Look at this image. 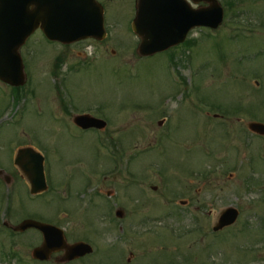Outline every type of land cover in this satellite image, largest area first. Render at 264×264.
<instances>
[{
	"label": "rangeland",
	"instance_id": "rangeland-1",
	"mask_svg": "<svg viewBox=\"0 0 264 264\" xmlns=\"http://www.w3.org/2000/svg\"><path fill=\"white\" fill-rule=\"evenodd\" d=\"M104 1L111 39L61 46L37 31L21 50L31 81L22 99L0 82V169L12 177L0 186V264H43L31 261L41 234L2 229L27 218L93 246L69 264H264V137L247 128L264 124V0H232L218 31L195 30L191 49L173 51L177 67L167 55L135 53L134 0ZM82 110L106 120L107 131L77 128ZM24 146L47 161L49 190L37 199L14 168ZM228 207L238 221L214 234Z\"/></svg>",
	"mask_w": 264,
	"mask_h": 264
},
{
	"label": "water",
	"instance_id": "water-1",
	"mask_svg": "<svg viewBox=\"0 0 264 264\" xmlns=\"http://www.w3.org/2000/svg\"><path fill=\"white\" fill-rule=\"evenodd\" d=\"M3 6L0 28V78L12 86L25 84L24 66L19 49L37 28H42L53 41L71 43L83 38H100L103 35V9L95 0H12ZM208 2V9L194 10L186 0H139L133 30L142 38L141 56L153 55L184 42L194 27L217 28L223 20V11L215 0ZM32 8V9H30ZM80 127L104 128L105 124L88 116L75 119ZM250 129L264 135V125L252 123ZM38 162L35 164L33 161ZM16 164L25 172L32 184L33 193L46 190L43 159L31 149L19 151ZM122 217V214H120ZM239 216L235 209L226 210L220 217L215 231L233 225ZM36 228L44 234L43 245L34 251V257L48 260L58 251H64V261L86 256L93 249L84 243L68 245L64 233L55 227L32 220L23 222L16 230Z\"/></svg>",
	"mask_w": 264,
	"mask_h": 264
}]
</instances>
